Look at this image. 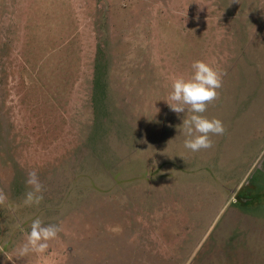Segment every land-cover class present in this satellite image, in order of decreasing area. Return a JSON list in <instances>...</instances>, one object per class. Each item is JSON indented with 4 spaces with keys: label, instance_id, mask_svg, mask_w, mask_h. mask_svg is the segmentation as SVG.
Returning a JSON list of instances; mask_svg holds the SVG:
<instances>
[{
    "label": "rangeland",
    "instance_id": "374dc122",
    "mask_svg": "<svg viewBox=\"0 0 264 264\" xmlns=\"http://www.w3.org/2000/svg\"><path fill=\"white\" fill-rule=\"evenodd\" d=\"M196 60L226 130L192 152L164 97ZM263 171L264 0H0V264H264Z\"/></svg>",
    "mask_w": 264,
    "mask_h": 264
},
{
    "label": "clouds",
    "instance_id": "9594fccd",
    "mask_svg": "<svg viewBox=\"0 0 264 264\" xmlns=\"http://www.w3.org/2000/svg\"><path fill=\"white\" fill-rule=\"evenodd\" d=\"M189 78L177 77L171 83V91L164 97L171 111L186 113L179 134L184 137V148L198 152L212 147L213 136L223 135L225 126L219 118L204 115L208 104L216 99L218 89L222 87V72L211 64L196 60L191 65ZM26 184L31 190L25 195L24 204L39 205L42 200L43 185L35 170L28 172ZM3 197L0 196V203ZM62 228L57 224H45L40 218L31 221L30 230L25 233L24 241L14 249L16 257L31 253H43L49 247V241L55 240ZM13 260L14 257H7Z\"/></svg>",
    "mask_w": 264,
    "mask_h": 264
},
{
    "label": "crops",
    "instance_id": "0c3cea01",
    "mask_svg": "<svg viewBox=\"0 0 264 264\" xmlns=\"http://www.w3.org/2000/svg\"><path fill=\"white\" fill-rule=\"evenodd\" d=\"M263 174H264V171H263ZM242 178L244 179L245 175H243ZM262 181H264V175L259 176V180L256 183L258 184L259 182H262ZM262 191H264V188L262 189Z\"/></svg>",
    "mask_w": 264,
    "mask_h": 264
}]
</instances>
